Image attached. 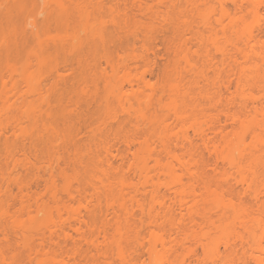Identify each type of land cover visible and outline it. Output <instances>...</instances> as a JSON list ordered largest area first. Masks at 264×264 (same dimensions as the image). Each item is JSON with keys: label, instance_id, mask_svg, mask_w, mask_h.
<instances>
[{"label": "rangeland", "instance_id": "obj_1", "mask_svg": "<svg viewBox=\"0 0 264 264\" xmlns=\"http://www.w3.org/2000/svg\"><path fill=\"white\" fill-rule=\"evenodd\" d=\"M9 1L0 0V7L4 2L11 3V0ZM64 1L73 13L74 19L79 17L75 11V4L79 1ZM146 1L153 7L152 10L157 12L156 15H151L150 12L142 13L135 6L123 7L124 0H103L102 2L100 14L105 15L110 6L121 10L126 8L128 15L121 20L123 26L126 24L131 26L133 21L138 24L152 25L151 30L143 32L137 30L134 33H131V28L127 26L118 31L112 41L106 43L114 65L120 66L117 74L113 73L111 66L101 58L102 53L97 54L96 51L89 53L86 42L77 44L71 49L59 48L57 51L55 41L59 40L62 33L53 27L50 20L49 32L42 43L41 50L55 52L56 60L38 65L35 58L28 59L30 72L37 70V76H40L34 83V90L28 89L26 83L17 75L18 73L14 75L16 79L14 88L11 87L10 81L4 88L0 84V92L3 91L0 93V107L3 106V99H7L10 104L6 110H0V124L11 128L18 123L13 128L14 132L12 128H8L0 139V186L3 189H10L9 197L0 191V248L9 264H32L31 256L26 255L28 252L26 253V250L18 244L20 231L14 225V220L18 218L29 223V216L32 213L35 214L36 205L31 201L29 208L21 210L20 198L40 194L45 204L51 205V195L46 187L54 186L56 191L64 196L63 188L67 184H70L73 192L81 190L84 195L89 196L91 189L85 181H94L98 185L99 176L102 177L101 169L108 171L111 177H116L121 167L120 174L123 178L129 174V177H132L128 170L131 155L125 149L127 147L124 144V138L144 137L149 147L151 146L154 151H161L158 137L164 135L173 140L182 130V122L177 119L173 107L179 101L177 92L183 90L185 85L192 92L188 99L190 113L192 116L203 119L208 128L210 149L211 145L215 144L219 150L227 152L224 135H228L230 139L240 133V141L237 142L242 153V157L236 159L237 166L221 160L217 161L213 148L211 151L200 148L197 151L196 160H190V167L203 174L212 191L207 193L198 188L195 193H189L191 203L196 204L193 207L194 221L189 224L188 229L195 233V238L188 242L191 252L186 258L188 257V261L190 260L192 264L255 263L252 255L256 252L249 247L246 246L243 249L235 244L237 249L231 253L226 243L235 240L238 243V236L248 238L250 231L261 234L264 229V161L260 160L253 164L252 159L249 158V151L254 149L252 144L257 147L259 153L260 151L264 153V77H262L264 65L260 66V72L257 74L248 68L258 63L257 60L244 61L239 56L238 63L221 62L222 57L217 46L225 45L229 52L232 54L234 52L233 47L225 42L226 38L235 36L233 28L223 33L218 24H215L216 19L220 17L221 3H226L228 7H231L230 11L236 12L233 4H229L231 3L229 0H209L214 9L210 22L216 28V34L208 32L203 26L200 16L196 13L195 7L199 5L196 0H192L191 3L188 0ZM36 8L33 5L29 7V10L34 13L32 18L39 19L40 23L47 15L36 14L38 10ZM250 11L245 13L243 11L245 22L256 31L257 37L264 39V12L259 17H253ZM21 17L19 15L18 23L23 25L24 19L19 21ZM185 18L192 27H190L192 30L190 34L189 31L184 30L185 26L183 28ZM224 20L226 23L227 19ZM23 26L21 28L26 31L30 28V25ZM193 29L203 33L204 38L199 40L200 36L196 38V35H191L197 33ZM27 32L25 34L27 42L35 43L37 41L35 34L30 30ZM178 34H182L183 38L185 34L188 55L195 60L197 69L204 70V77L198 75L196 68L191 69L180 57H177L176 51L181 37ZM87 35L81 32L83 41L86 40ZM206 54L211 60L208 65L204 63ZM15 59L12 58V63L18 65V60ZM84 60H87L88 65L83 63ZM240 65L246 67L241 76L238 75ZM0 71L8 81V71L3 67ZM128 75L144 76V79L130 88L125 81ZM118 85H122L123 89L119 90ZM200 90L203 92L201 96L197 95ZM251 94L257 98L256 102L248 98ZM195 100L200 104L198 110L194 108ZM254 105H257L256 108ZM231 115H236L238 118L233 117V119ZM162 121L169 124V128L164 131L159 126ZM243 122L246 124H241ZM255 123L260 125V127H254L258 133L257 140L253 139V133L250 132L253 128L249 130L250 124L254 126ZM36 124L42 126L40 134L45 138L39 136V140L35 139L36 133L31 132L30 128ZM245 125L246 128H244ZM69 131L72 132L71 141H69L70 137H67ZM188 132L192 134L191 130ZM232 140L235 141V139ZM104 144L111 148L112 154H106L102 150ZM172 147L175 153L182 152L179 147L173 145ZM95 150L101 156L107 157L109 163H94L90 157L91 152ZM239 152L238 149L234 153L237 156ZM26 157H28L27 161L33 162L35 166L26 165ZM160 157L162 163L172 161L168 155L162 154ZM174 165V170L183 177V181L190 182L189 173L180 170L176 163ZM147 167L149 170L147 178H140L141 182L144 181L145 188L140 183L138 198L145 203L154 201L151 189L155 185L158 188L159 200L168 202L173 194L155 177L157 172H160V166L154 163L153 158H150ZM87 170H91L92 174L86 172ZM159 179V181L165 180L163 175ZM19 180L29 184L28 188L22 192L18 190L15 183ZM250 181H253L254 186L258 188L257 196L244 191L245 182ZM200 185L203 184L200 183ZM127 199L129 197H126ZM155 208L158 210L157 206ZM108 211L104 213L96 207L94 214L86 212L84 214L86 218H92L94 231L98 233L99 241L103 240L104 228L110 230L114 226L115 215L111 210ZM172 214L179 217L178 211ZM242 219H257L259 222L258 224L244 223ZM2 232L12 234L11 240L6 241ZM147 232L148 230L143 228L141 235L147 236ZM37 242L38 240L35 239L34 244ZM142 242L146 243V239ZM125 243L131 248L130 242L125 241ZM73 244L74 240L68 239L63 243V247L51 246L60 253L73 247ZM204 244L208 245V251L204 250ZM101 245L99 243L100 247ZM146 246L140 247L141 249L138 246L137 249L140 251L136 249L135 251L139 252L137 254L132 253L133 248V251L130 250L137 264L150 262ZM179 252L182 251L179 250ZM83 256L85 253L76 256L75 261L78 264H107L108 261H105L103 255L101 256L98 250L93 248L86 255L85 260ZM262 257L264 262V255ZM109 259L113 264H120L111 254ZM46 264H56V260L48 261ZM163 264H169V262L164 260Z\"/></svg>", "mask_w": 264, "mask_h": 264}, {"label": "bare ground", "instance_id": "obj_2", "mask_svg": "<svg viewBox=\"0 0 264 264\" xmlns=\"http://www.w3.org/2000/svg\"><path fill=\"white\" fill-rule=\"evenodd\" d=\"M75 1H79L75 4V11L79 16L76 19H74L73 13H71L70 8L66 5V1L64 0H11V3L4 2L1 4L0 70L1 67L7 70L9 79L6 81L7 78H4L2 72L0 71V84L3 88L9 83V81L12 83L10 84L11 87L14 88L16 85L14 75L18 73L17 75L26 83L28 89L34 90V83L38 78H40V76H37V70L35 72H30L28 59L35 58L38 65L42 62H51L56 60V55L54 54L55 52L46 49L41 50L42 43L49 32L48 24L51 22L53 23V27L58 32L62 33L59 40L55 41L57 51L59 48L71 49L77 44L86 42L89 53L92 54L95 51L97 54L102 53L103 55L101 58L104 59L106 64L111 66L112 71L115 74L118 73L120 66L114 65L113 57L110 53H108L106 43L112 41L113 37H116L117 32L127 28V26H129V29L131 28V33H134L137 30L143 32L144 30L152 29L151 24H138L136 21H133L131 26L128 24L123 26L121 20L125 19V16L128 15L126 8L121 10L118 7L110 6L108 12L104 15L99 13L103 0ZM188 1L191 3L192 0ZM196 1H198L200 6L202 5L201 7L198 5L195 8L197 15L201 18L203 26H205L208 32H214V34H216V28L213 23L210 22V16L214 11L213 6L209 0ZM196 1H194V3ZM229 1L231 2L229 4H233V8L235 7L234 9H236V12L234 13L235 10H231V13V7H228L226 3H221L219 10L220 17H216L217 19L215 24H218L217 26L223 31V33L226 30L233 28L235 31V36L233 37L235 38L228 37L230 39L226 38L225 42L227 45H231L233 47L234 52L233 54L229 52L230 50L225 47V45L217 46L222 57L221 62L224 63L225 61H232L233 63H238L239 56L244 61H252V59L257 60L259 61L258 63H254L248 66V68L258 74L260 72V66L264 65V39L257 37L255 34L256 31L246 24L247 22H245L246 19L243 11L245 13L251 10L250 12H252L253 17H259L261 13L264 12V0ZM7 2L10 1L7 0ZM40 2L43 4H40ZM33 5L35 8L37 7L36 10L40 7V9L35 12L36 14L47 15V17L40 23L38 21L39 19L36 20L32 18L34 13L30 12L32 9L30 8L31 10H29V7H33ZM124 6H135L140 12L146 14H149L150 12L151 15H156L157 13L152 10L153 7L146 0H124L123 7ZM19 15L22 16L19 21L24 19L23 25H30L28 30L34 33L37 37V41L35 43L32 42L29 44L30 42H27V36L25 34L28 30L26 31V29L21 28L24 26L21 23H18ZM225 18L227 19L226 23L224 20ZM184 20L185 24H183V28L185 26L186 29L184 28V30L189 31L190 34L192 31L190 30L192 28L190 22H188L186 18ZM178 29L179 28L177 27V30ZM193 31L197 33L191 35H196V38H199L200 36L199 40L204 38L203 33L200 31H196L194 29ZM81 32H84V35H86V33L88 34L86 40L84 41L82 40ZM181 35L182 34L179 36ZM179 39V47L176 51L177 57H180L183 63L191 69H193V67L196 68L197 66L194 62L195 60L191 58L187 52L185 34L184 38L181 36ZM69 40L72 42H67ZM236 55L238 57H236ZM205 56L206 62L204 60L203 61L206 65H208L211 63V60L208 58L207 54ZM12 58H16L15 60H18V65L12 63ZM83 63L88 65L87 60H84ZM198 69V75L204 77V70L202 68ZM245 69L246 67L240 65V73H238V75L241 76V73ZM262 77H264V73ZM143 79L144 76L137 77L135 75H128L125 78V81L130 88H133L134 85H138ZM117 88L119 90L123 89L122 85H118ZM177 88L180 89L179 86H177ZM182 89L183 90L180 92H177L179 101H177V104L173 107V111L177 119L182 122V130L174 137L173 140L164 135L158 137L161 151L157 152L154 151L151 146L149 147L146 142L147 140L144 137L134 136L124 138V144L127 147L125 149H127L131 155V163L128 166V170L130 171L132 177H129V174L126 176L127 178H123L120 174L122 169L121 167L119 168V171H117L118 176L116 177H111L108 171L101 169L102 177L99 176L98 185L94 181H85L88 188L91 189V193L88 194L89 196L84 195V192L81 190L73 192L70 188V184H67L66 187L63 188L64 196H61L60 193L56 191L54 186L52 187L49 185L46 187V190L51 195V205L45 204L42 197H40V194L32 196L29 195L27 198H20L21 210L29 208L31 201H33L36 205L35 214L32 213L29 216V223L18 218L14 220V225L20 231L18 244L26 250V253L28 252L26 255L31 256L30 263L46 264L48 261L56 260V264H78L75 261L76 256H81L85 253V256H83L85 260V258H87L86 255L91 252V249L93 248L94 250H98V253H100L101 256L103 255L105 261L108 260L107 264H113L109 259L110 254L114 256L120 264H137L135 260L136 258L134 259L132 257L133 254L139 253L138 251L140 250L137 249L138 246L139 248H145L147 245L146 251L150 258V262L148 264H163L164 260L169 262V264H192L190 260L188 261V257L186 258V256L191 252L188 242L195 238V233L191 232L188 229V226L194 221L193 207L196 203H191L189 193H195L198 188L199 190L207 191V193L208 191H212V189L206 183V179L203 174L191 168L189 162L190 160H196V156H198L197 151L200 148L209 150L210 141L208 139V128H206L205 121L192 116V113H190L191 110L188 99L191 97L192 92L186 85L183 86ZM0 93H3V91ZM15 93H17V91ZM202 94L203 92L201 90L197 92V95L199 96ZM248 98L255 102L257 100V98L252 96V94ZM2 102L3 106L0 107V110H6L10 104H8L7 99H3ZM194 102L196 103L194 108L198 110L197 108L200 107V104L196 100ZM24 106L26 108L27 105L25 104ZM256 106L257 105H254L255 108ZM233 115H231V118H238V116ZM250 121L253 123L252 119H250ZM241 124L246 123L243 122ZM16 125H18V123L12 125L11 129L8 126H2L0 124V139L4 133H6L8 128L13 130ZM43 125L45 126V124ZM159 126L163 131L169 128V124L163 121L159 124ZM249 127V130L253 128L250 132L253 133V139L257 140L258 133L254 127H260V125L255 123L254 126L253 124H250ZM244 128H246V125ZM41 129L43 128L40 124L32 125L30 128L31 132L36 133V140L40 139L39 136L45 138L44 135L40 134ZM188 130H191L192 134H190ZM69 134L67 137H70L69 141H71L72 132L69 131ZM224 136L223 137L226 139L224 144L228 149L227 152L219 150L217 146L213 144L215 145H211V149L213 148L214 151L213 154H215L217 161L221 160L232 166H237L236 159H238V157H242L241 148H238L240 147L238 142L240 141L241 134L238 133L235 138L230 139L228 138V135ZM232 139H235V141ZM172 145L179 147L182 152L175 153ZM252 145L254 149L253 151H249V158L252 159V163L256 164L260 160L264 161V153H262V151L259 153L256 149L257 147L254 146V144ZM102 148L106 154H112L111 148L108 145L106 146L104 144ZM238 149L240 152L238 153L239 155L237 154L236 156L234 152H236V150L238 151ZM91 153L90 158L94 163H109L108 158L101 156L97 150ZM162 154L170 156L172 161L166 164L160 162V156ZM150 158H153L154 163L160 166V172H157V175L155 176L157 181L161 182L164 187L173 194L172 199L168 202L165 200H159L158 188L155 185H153L151 189L152 199L154 201L145 203L143 200L138 198V194L140 193V183L143 188H145L144 181L141 182L140 178H147L149 174L147 164ZM27 159L28 157L25 158L26 165L35 166L33 162L29 160L27 161ZM173 162L177 164L180 170L189 173V177L191 179L190 182H184L183 177L176 173ZM83 168H85V165H83ZM86 172L90 175L92 174L91 170H87ZM161 175L164 176L165 180L159 181ZM15 183L17 184L18 190L21 192L28 188L29 185L25 184L22 180L16 181ZM200 183L203 185H200ZM245 183L246 186L244 191L251 192L254 196H257L258 188L254 186L253 181ZM232 190L233 189H231V191ZM0 191L5 194L6 197H9L8 191H10V189H3L2 186H0ZM64 197L66 199H64ZM126 197H129V199L126 200ZM156 206L158 207V210H156ZM96 207L104 213L111 210V212L115 215L114 226L111 227L110 230L104 228L105 232L103 234V240H101L102 242L98 239V233H95L94 231L95 227L92 218H86L84 215L85 212L88 214H94ZM176 211H178L179 214L178 218L172 214V212ZM63 212L65 216L63 215ZM39 214H42L43 216ZM203 216L204 215L202 214V217ZM241 221L244 223L251 222L252 224H258L259 222L257 219H242ZM143 228L148 230L147 236L141 235V230ZM11 235L12 234L2 232V236L6 239V241L11 240ZM33 237L38 240L36 244H34L35 239ZM129 238L131 241L128 240ZM68 239L74 240L73 247L60 253H58L55 249H52L51 245L63 247V243ZM144 239H146V243L142 242ZM237 239L238 243H236L237 240L226 243L229 252L234 253L236 251L237 248L235 244H237V247L239 246V248L243 249L247 246L252 251L256 252V254L252 255L255 262L254 264H264L262 257V255H264V229L261 234L250 231L248 238L246 236H238ZM125 241L132 244L130 245L131 248L127 247ZM99 243L102 244L101 247L99 246ZM83 244L85 246H83ZM203 248L205 251H208L209 247L204 244ZM136 249L138 251H135ZM130 250L133 251L132 256ZM179 250L182 252L180 253ZM63 254H65V256ZM5 257L4 252L0 248V264L8 263ZM17 257L19 258V256ZM12 261L15 262L14 260ZM241 264L246 263L242 262Z\"/></svg>", "mask_w": 264, "mask_h": 264}]
</instances>
